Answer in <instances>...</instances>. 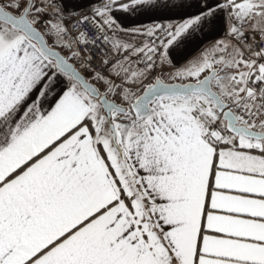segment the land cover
I'll return each mask as SVG.
<instances>
[{
	"label": "snow or ice",
	"instance_id": "6c2138e0",
	"mask_svg": "<svg viewBox=\"0 0 264 264\" xmlns=\"http://www.w3.org/2000/svg\"><path fill=\"white\" fill-rule=\"evenodd\" d=\"M0 264H264V0H0Z\"/></svg>",
	"mask_w": 264,
	"mask_h": 264
},
{
	"label": "crops",
	"instance_id": "0c3cea01",
	"mask_svg": "<svg viewBox=\"0 0 264 264\" xmlns=\"http://www.w3.org/2000/svg\"><path fill=\"white\" fill-rule=\"evenodd\" d=\"M70 2L74 6H76L77 10L79 11L82 6L87 5L89 3V0H70ZM91 2L93 4L99 6V4L102 2V0H91ZM180 2H181V0H170V3H173V4H178ZM115 15L120 16V13L116 12ZM132 20L135 21V23L126 24L127 27H136L139 25L140 22H143L144 24H150L153 22V20L150 19L149 15H141L139 17H133ZM222 36H223L222 30L219 33H213L207 39H205L203 41V43H201L199 46L190 45L186 48V50L182 51L181 53H173L172 59L175 62L177 67L182 66L184 63L187 62L188 59H190L193 56L198 55L204 48L208 47L211 44L213 38L219 39ZM117 38L120 39L121 41L128 42V43H136V44L139 43L138 40L132 39L131 35H129L127 33H120ZM49 43H50V41H49ZM54 48L57 49L58 51H60L61 54L65 55V56L68 55L67 51L64 49L59 48V47H54ZM125 55H126V53H123V52L118 54V59L114 63H117V61H122L124 59ZM131 59L134 60L135 58L132 57ZM73 63L76 64V62H73ZM78 65H77V67H78ZM131 66L133 68L138 67L136 64H132ZM108 70L109 71L112 70L111 65H110Z\"/></svg>",
	"mask_w": 264,
	"mask_h": 264
},
{
	"label": "built area",
	"instance_id": "2783aa9c",
	"mask_svg": "<svg viewBox=\"0 0 264 264\" xmlns=\"http://www.w3.org/2000/svg\"><path fill=\"white\" fill-rule=\"evenodd\" d=\"M73 24H75V21H73ZM78 28H79V26H76V27H73L72 28V32H76L77 30H78ZM90 55H92L93 56V60H92V65H93V67H95V68H101L102 67V65H101V57L102 56H105L106 55V58L111 62L109 65H108V69H109V67H110V65L111 64H113L117 59H118V54L117 53H115V52H113V51H111L110 49H108L107 47H106V51L105 52H101V53H97L96 51H95V49H93L91 52H90ZM79 65H78V69H79ZM81 71H82V74H91V73H89V72H86V71H84V70H82L81 69Z\"/></svg>",
	"mask_w": 264,
	"mask_h": 264
},
{
	"label": "rangeland",
	"instance_id": "374dc122",
	"mask_svg": "<svg viewBox=\"0 0 264 264\" xmlns=\"http://www.w3.org/2000/svg\"><path fill=\"white\" fill-rule=\"evenodd\" d=\"M50 43H51V41H50ZM59 52H60V51H59ZM77 65H78V63L75 64L76 67H77ZM90 75H91V74H85L86 78H90Z\"/></svg>",
	"mask_w": 264,
	"mask_h": 264
},
{
	"label": "water",
	"instance_id": "95a60500",
	"mask_svg": "<svg viewBox=\"0 0 264 264\" xmlns=\"http://www.w3.org/2000/svg\"><path fill=\"white\" fill-rule=\"evenodd\" d=\"M53 50L59 52V51H58L57 49H55V48H53ZM59 53H60V52H59ZM60 54H61V53H60ZM61 55H63V54H61ZM85 77H86V76H85Z\"/></svg>",
	"mask_w": 264,
	"mask_h": 264
}]
</instances>
